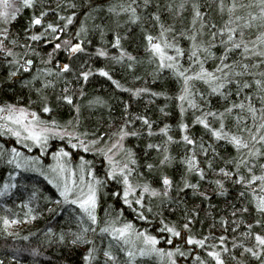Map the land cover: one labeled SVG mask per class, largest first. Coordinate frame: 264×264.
Here are the masks:
<instances>
[{
  "label": "trees",
  "instance_id": "16d2710c",
  "mask_svg": "<svg viewBox=\"0 0 264 264\" xmlns=\"http://www.w3.org/2000/svg\"><path fill=\"white\" fill-rule=\"evenodd\" d=\"M11 2L19 6V0H11ZM122 2L124 0H36L34 8L19 9L17 17L8 25L9 36L0 38V45H2L0 47V105L6 103L23 105L35 111L43 120H55L56 125L49 124L51 127H60L68 132L77 133L74 139L70 138L69 141L66 137H50L43 150L34 146L30 147L28 144L26 147L25 142H21L10 133H0V151L6 152L10 156L11 149L16 148L22 154L21 162L24 157L34 158L28 162L34 167L23 168H16L14 163H8L7 156L4 157V160H0V187L4 182L11 185L7 191L0 194V264H80L84 245L61 242L57 235L70 228L74 231L77 229L78 206L72 205L70 202L57 205L56 200L62 198L59 197L55 185L49 183L47 176L41 173L56 158L53 153L64 148L69 153L65 157L66 160L72 162L77 168L76 170L81 172V166H83L85 172L91 168L95 175L105 176L109 161L105 159L101 149H107L111 143L117 140H120L125 147H120L114 160L122 162L126 156L127 148L132 149L137 159V164L130 165L135 169L131 176L133 184L147 180L153 187L161 188L159 176L162 174L169 175L173 181L172 187L169 188L168 198L145 194L142 205L124 204L119 195L122 193V185L117 180L108 179L100 189L97 215L101 227L112 217L119 216L121 222L131 221L137 230L144 229L157 236L156 247L164 249V256L155 252L146 256H137L134 264H168L167 250L177 246L180 247L181 252L186 253L183 256L179 253L174 254L178 264H199L197 256L199 259H203L205 264H215V261L204 251L205 248L210 249L214 243L217 250L228 249V252L222 253L226 264H238L234 257L244 260L245 264H260V260L264 259V256L252 257L243 252L241 245L236 244L237 240L249 246L254 244L253 236L243 235L245 231L249 230L247 224H252L250 231L253 233L264 234V227L253 223L254 219L260 218L258 213L239 210L246 206L245 202L250 199L251 193L245 192L243 198H238L241 186L208 169L205 153L199 150L198 145L200 140H203L205 145H210L206 155L213 158V168L231 167V165H225L224 160L236 157L238 153L223 139L214 140L211 133L204 130L202 125L193 124L194 111L191 107L186 108L183 114L180 112V101L176 98L179 90L176 77L169 69L155 71L158 64L147 58L150 53L145 50L142 28L148 29L155 35L159 31L158 26L148 20L144 10L139 7L137 12L141 19L137 22H132L126 12L108 11L109 5H114L118 9ZM169 2L178 3L179 0H159V3L164 6L161 16L166 26L171 24L176 31L188 28L191 0H188L185 10L179 17L173 16L172 12L167 10ZM199 2L203 5L201 10L207 13L206 18L210 22L220 26L228 19L226 9L224 12L219 11L218 0H199ZM229 2L231 0H225V3ZM238 2L244 3L245 0H238ZM140 3L142 0H137V4ZM155 3L156 0H153L151 10H156ZM93 5H100V7L90 12ZM44 9L48 10L43 18L44 23L33 25L28 29V34H25L24 29L28 28L29 17ZM73 12L76 15L67 25L64 24L63 19L58 18ZM85 13H89V15L86 16ZM237 14L240 12L238 11ZM82 22L86 26V34L78 37L76 30L80 28ZM46 23L59 25L57 30L61 32V36L56 38V42L63 43L64 38H67L71 42L80 43L84 51L78 50L69 56L63 49L56 50L51 30L45 27ZM100 24L104 25L103 36H101L100 30L95 27ZM256 31L255 28L246 29V32L253 35ZM32 32H41V39L32 40ZM116 34L121 36L122 46L136 58L134 61L128 60L127 57L120 61L114 59L120 55V49L111 43ZM173 36H175V32L171 33L168 39H172ZM14 37L17 40L15 44L10 42ZM207 37L206 26L204 36L199 38L207 40ZM176 39L182 47L187 49L188 40L183 37H176ZM45 41L48 42L45 43ZM4 48L12 49V54L6 55ZM97 48H103L107 55L100 56ZM212 51L216 56L205 62V66L210 69H214L216 63L219 62L216 57L223 52V46L216 43L213 45ZM49 52H52L51 59L48 57ZM18 58L32 60L33 63L27 69L17 68V65L12 62ZM233 58L235 57H229V59ZM69 60L73 63L72 69L57 75L59 72L57 61L68 62ZM181 62L187 64V54L181 58ZM129 63L133 64L132 68H128ZM45 68L53 71L45 73L43 71ZM97 68L107 70L112 79L97 72ZM10 70L16 73V76L11 80L6 79ZM81 71L89 72V76L86 79L80 77ZM34 75H37L36 80L31 79ZM25 79L30 81L29 85L22 83ZM44 79L52 80L54 83L41 87ZM245 79H249V77L246 76ZM113 80L119 82L121 87H117ZM66 85L69 93L74 97L72 105L67 102L58 103L56 100V97L64 92ZM198 87L205 92V95L211 97L209 111L212 108L221 109L222 106H226L224 100L218 95L207 91L206 85L200 83ZM253 87H255L254 84L246 91L252 92ZM37 89L40 91L37 92ZM135 89H150L151 91L133 96L129 90ZM152 92H164L167 95L153 96ZM45 96L50 102L49 113L42 111L41 99ZM252 98L259 111V101L256 99L255 93ZM197 99L200 104L207 105L209 103L204 99ZM233 100H235L234 93L229 97L230 102ZM125 102L128 104L127 109H125ZM73 105H78L79 110ZM6 111L5 109L4 113H0V123H3L2 117ZM125 111L128 113L127 116H125ZM237 112L244 115L240 109H235L233 115L226 120L230 126L233 124L234 115ZM133 113L137 115L134 117ZM199 114V111L195 112V115ZM139 115H145L151 121L154 130L151 137L147 132L142 131L146 126L138 119ZM181 119L189 125L188 133L197 138L195 152L201 167L206 170L204 178L194 172L188 176L190 184L199 185V192H194L190 186L178 187L185 167L176 155L178 149L179 156L185 155L182 142L178 141L180 136L178 124ZM126 120L132 122L126 124ZM209 122L213 126H218V118L210 119ZM166 124L169 126V134L177 138V142L169 144V150L175 159L171 165L165 166L162 170L151 171L145 166V161L158 163L154 159L156 150H149L146 145L149 139L153 144L165 139V136L156 132L155 129ZM245 124L251 126V118L242 121L241 126ZM121 125L125 126L126 131H137L140 135L119 137L118 132ZM230 130L235 131V128H230ZM93 140L96 143L89 144V141ZM74 141L89 144V150L73 147L70 143ZM189 147L191 146L189 145ZM212 147H216L217 152L220 153L219 156H214ZM93 148L97 151L91 150ZM255 171L259 175L258 167L255 168ZM13 172L16 173L15 176L12 175ZM85 179L87 180V176ZM216 179L223 181L224 191H219V186L214 183ZM253 183L255 186L259 181ZM256 191L259 192V189ZM113 192H117L118 195H112ZM201 192L207 193V195L201 196L199 194ZM138 194L137 190L136 195ZM149 206H151V211L148 210ZM137 207L143 211L147 219H140L135 211ZM49 208L53 210L50 211ZM37 213L39 214L37 215ZM26 215L29 217L28 220L25 219ZM188 216H192L193 219L188 220ZM3 217L9 218V220L16 219L19 226L15 232L9 233L5 230L2 224ZM162 220L164 224L175 226L182 235L173 236L167 233L161 223ZM185 223L189 224V229L183 228ZM237 225L239 226L237 227ZM48 228L53 230L52 233L47 232ZM189 234L196 235L198 238L207 237L206 243L199 246L188 244L186 237ZM222 235L226 237L224 242L216 243ZM25 236L28 238L24 239ZM88 236L93 238L94 243L98 246H107L111 241V238L107 234L101 233L98 227L90 230ZM232 237H235V240ZM112 247L120 258V264H124L126 257L119 250V244L113 242ZM33 248L37 249L36 253L31 251ZM99 251L102 257V248Z\"/></svg>",
  "mask_w": 264,
  "mask_h": 264
},
{
  "label": "snow or ice",
  "instance_id": "6c2138e0",
  "mask_svg": "<svg viewBox=\"0 0 264 264\" xmlns=\"http://www.w3.org/2000/svg\"><path fill=\"white\" fill-rule=\"evenodd\" d=\"M35 3L36 0H19L18 6L16 3L11 2V0H0V24L5 25L3 30H0V37L7 38L9 36L10 28L8 25L17 17L20 8H34ZM187 4L188 0H179L178 3L169 2L167 3V10L171 11L173 16L179 17L185 10ZM98 7H100V5H93L89 11H95ZM138 7L142 8L148 20L153 21L159 28V31H157L155 35L148 31V29L142 28L145 50L150 53L147 58L158 64L155 71L160 72L162 69H169L172 75L176 77V81L179 85L176 98L180 101V112L183 114L186 108L191 107L194 111L193 124L198 123L202 125L204 130L211 133L214 140L223 139L226 144L233 146L238 153V156L229 157L224 160V164L231 165V167L220 166L213 168V158L206 155L210 145H205L203 140H200L198 147L201 152L205 153V161L207 162L208 169L222 175L225 179H231L234 184L240 185L241 191L238 193V198H243L245 192L251 193L250 199L245 202L246 206L239 210L241 212L251 213L255 211L258 213L260 218L254 219L253 223L264 227V150H262L264 149V0H245L244 3L238 2V0H231L229 3H225V0H218L217 7L219 11L224 12L226 9L228 16V19L220 26H217L214 22H210L206 18L207 13L201 10L203 5L199 0H191L190 24L188 28H184L181 31H176L171 24L166 26L161 16V11H163L164 6L159 3V0H156L155 3L156 10H151L153 8V0H142L140 4H137V0H124L118 9L114 5H109L108 11L113 13L126 12L129 14V19L132 22H137L141 19L137 12ZM47 11V9H44L38 14L33 13L29 17L28 28L24 29L25 34H28V29L33 25H41L44 23L43 18ZM238 11L240 14H237ZM75 15L76 14L73 12L67 16L58 18L63 19L64 24L67 25L72 21ZM85 15L87 16L89 13H85ZM206 26L208 29V37L207 40H204L199 37L204 36ZM45 27L51 30L56 50L63 49L69 56L78 50L84 51L80 43L71 42L67 38H64L63 43L56 42V38L61 36V32L57 30L59 25L46 23ZM95 27L100 30L101 36H103L104 25L100 24ZM251 28L257 29L254 35L246 32V29ZM173 32H175V36H173L172 39H168V36ZM85 34L86 26L82 22L80 28L76 30V35L80 37ZM41 36V32L31 33L32 40H40ZM176 37H183L189 41L187 49L182 47ZM217 37H219V39H217ZM10 42L15 44L17 40L14 37ZM47 42L48 41H45V43ZM111 43L120 49V55L114 57L117 61L123 60L125 57L130 61L136 59L122 46L121 36L119 34L114 36ZM216 43L223 46V52L216 57L219 61L216 63V67L210 69L205 66V62L207 59L216 56L212 51L213 45ZM0 47H2V45H0ZM3 50L6 55L12 54V49L10 48H4ZM97 52L100 56L107 55L103 48H97ZM185 54H187L186 65L181 62V58L184 57ZM232 56L235 58L229 59V57ZM48 57L49 59L52 58V52L48 53ZM12 63L16 64L17 68L23 67L27 69L33 61L18 58ZM45 63H47V61H45ZM57 64L59 65V72L57 75L73 67L71 60L68 62L57 61ZM127 66L128 68H132L133 64L129 63ZM43 71L49 73L53 70L45 68ZM96 71L112 79L109 72L104 68H97ZM37 75H39V73H37ZM37 75H34L31 79L36 80ZM15 76L16 73L10 70L6 79L11 80ZM79 76L86 79L89 76V72L81 71ZM246 76L249 77V79H245ZM22 83L24 85H29L30 81L25 79ZM53 83L54 81L52 80L44 79L41 87ZM113 83H115L117 87H121L119 82L113 80ZM200 83L207 86V91L209 93L216 94L223 99L226 106H222L221 109L212 108L211 111H209L211 97L205 95V92L198 87ZM253 84L255 87L252 88V92L246 91V89ZM36 91L39 92L40 89ZM129 91L132 92L133 96H136L142 92H150L151 90L135 89ZM233 93L235 100L230 102L229 97ZM253 93H255V97L259 101V111L257 110L256 102L252 98ZM152 95H167V93L152 92ZM197 98L204 99L209 103L207 105L200 104ZM56 100L58 103L67 102L70 105L73 104L74 97L69 93L67 85L65 86L64 92L56 97ZM237 100L239 101L238 103L235 102ZM41 104L42 111L44 113H49L51 110L50 102L46 96L41 99ZM73 106L79 110L78 105ZM127 107L128 104L125 102V109H127ZM5 109L7 111L3 117L4 122L0 123V133H11V135L16 136L18 139L21 137L22 133H26L24 139L39 144L42 150L47 142L49 134L60 135L64 132L60 127L48 126L49 124L56 125L55 120H43L35 111L23 105L11 103L0 105V113H4ZM235 109H240L244 115L237 112L234 115L233 124L230 126L226 123V120L233 115ZM161 110L163 111V109ZM197 111H199V115H195ZM127 115L128 113L125 111V116ZM132 115L135 117L137 114L133 113ZM217 118L218 126H213L209 120H216ZM249 118H251V126L248 124L241 126L242 121L248 120ZM138 119L146 126L142 131L147 132L148 136L151 137L154 133L151 121L145 115H139ZM131 122V120L125 121L126 124ZM178 128L180 130L178 141L182 142V147L185 152V155L179 156L178 149L176 154L181 163L185 166L178 187L190 186L194 192H199V185L190 184L188 180V176L193 172L199 174L201 178H204L206 175V170L201 167L195 152L197 148V138L188 133L187 129L189 125L184 122L183 119L179 122ZM230 128H235V131L230 130ZM168 129L169 126L167 124L155 129L156 132L163 134L165 139L155 144L149 139L146 145L147 149L156 150L154 159L158 161V163L145 161V166L151 171H160L165 166L171 165L175 159L169 150V144L177 142V138L170 135ZM71 135L75 136L77 133L72 132ZM118 135L123 138L129 135L139 136L140 133L137 131L128 132L125 130V126L121 125ZM95 143V140L89 141V144ZM117 145H120L121 148L125 147L120 140H117L112 144V148H116ZM189 145L191 147H189ZM25 146L27 147V144ZM72 146L84 148L86 151L89 150L88 144L77 142L73 143ZM112 148L101 149L104 152L105 159L109 161V167L106 170L105 176L95 175L91 168H88L85 172V169L81 166L82 174L79 177V183L71 182L70 178L65 176V169L68 168V165L59 160L60 157H67L69 155L64 148H60L53 153V156L58 158L57 163L55 165H49V168L53 169L58 176L63 178L62 181H58L52 177H47L49 183L55 185L59 197L62 198L56 200V204H67L70 202L72 205L78 206L79 209L76 214L77 229L74 231L70 228L57 235L61 242H67L71 245H84L80 264H120V258L112 247L113 242L119 244V250L124 253L126 257L124 264H134V260L137 256H146L153 252L161 256L165 255L164 249L156 247L158 237L148 233L144 229L137 230L131 221L121 222L119 216H116L106 221L104 226H100L97 215L98 195L103 184L108 179L117 180L122 185V193H119V195L120 198L123 199V203L127 205L133 203L135 205H142L145 194L168 198L169 188L172 187L173 183L169 175L162 174L159 176V181L162 184L161 188L153 187L147 180L142 183L133 184L131 176L135 169L130 167V165L137 164L135 154L131 148H127L126 156L123 161H117L112 159L109 155ZM91 150L97 151L95 148ZM212 152L214 156L220 155L216 147H212ZM21 155L22 154L16 148H12L10 156H8L6 152L0 151V160H4V157L7 156V162L14 163L17 168L34 167V165L28 163L34 159L33 157H24L23 162H21ZM257 157H259V159H257ZM256 167L260 170L259 175H257L255 171ZM41 174L46 175L45 173ZM12 175L15 176L16 173L13 172ZM85 176H87V180ZM255 181H259V183L254 186L253 182ZM214 183L219 186V191H224V183L222 180L216 179ZM10 187L11 185L5 184L3 188H0V194H3ZM256 189H259V192H257ZM137 190L139 192L138 195H136ZM199 194L201 196L207 195V193L204 192ZM33 195H35V193H33ZM112 195L116 196L118 193L113 192ZM49 210L52 211L53 209L49 208ZM148 210H152L151 206H149ZM135 211L140 219H147L139 207H137ZM38 214L39 213H37V215ZM28 218V215H26L25 219ZM187 219L192 220L193 217L188 216ZM221 219L224 218L221 217ZM3 223L5 225V230H7V226L11 223H15V220H9V218L4 217ZM161 223L167 233L173 236L182 235L175 226L164 224L163 220ZM238 226L239 225H237V227ZM97 227L101 233H105L111 238L109 245L98 246L94 243L93 238L88 236V232ZM189 227L188 223L183 225L184 229H189ZM247 229L249 230L245 231L243 235L253 236L254 244L249 246L239 240L236 241V244L241 245L243 247V252L250 254L252 257L264 256V234L250 231L252 229V224H247ZM52 231L51 228L47 229L48 233H52ZM27 238V236L24 237V239ZM206 239L207 237L198 238L193 234H189L186 237L188 244L197 246L204 245ZM225 239L226 237L222 235L216 243H223ZM232 239L235 240V237H232ZM101 248L102 257L99 251ZM31 251L36 253L37 249L33 248ZM204 251L215 261V264H226L222 253L228 252L227 248L217 250L216 244L214 243L210 246V249L205 248ZM175 253H179L181 256L186 254L181 252L179 246L169 248L166 253L168 264H178V260L174 258ZM229 255H231V253H229ZM196 258L199 264H205L203 259H199L198 256ZM234 258L237 260L238 264H245L244 260L239 257ZM12 259H15V257H12ZM260 264H264V259L260 260Z\"/></svg>",
  "mask_w": 264,
  "mask_h": 264
},
{
  "label": "rangeland",
  "instance_id": "374dc122",
  "mask_svg": "<svg viewBox=\"0 0 264 264\" xmlns=\"http://www.w3.org/2000/svg\"><path fill=\"white\" fill-rule=\"evenodd\" d=\"M4 27H5V25L0 24V30H3ZM0 38H2V37H0ZM5 114H6V113H5ZM5 114H4V115H5ZM4 115H3V117H4ZM3 117H2V118H3ZM2 122H4V120H3ZM48 126L51 127L50 125H48ZM10 134H11V133H10ZM12 136H13V137H16V136H14V135H12ZM25 136H26V133H22V135H21V137L19 138V140H20L21 142H25V143L28 144L30 147H33V146H34V147H37V148H41V146H40L39 144H36V143H34V142L30 141V140H25V139H24ZM54 136H57V137H59V138H60V137H66V138L68 139V141L70 140V138H71V139H74V136L71 135V132H68V131H66V130H64V132H63L62 134H60V135H52V134H49L48 139H49L50 137H54ZM48 139H47V141H48ZM46 143H47V142H46ZM73 143H77V141H74V142H72V143H70V144L72 145ZM114 143H115V142H114ZM114 143H111V144L108 146L107 149L112 148V144H114ZM88 145H89V144H88ZM119 149H120V145H117L116 148H112V151L109 152V155L111 156L112 159H114V157L118 154ZM57 159H58V158L56 157V158L52 161V163H51L50 165H55V164L57 163ZM59 160H61L63 163H65V164L68 165V168L65 169V176H66V177H69L70 180H71V182H73V183H79V177H80V175H81L82 173H81L80 171L76 170L77 168L74 167L73 163L67 161L65 157L62 156V157L59 158ZM16 168H17V167H16ZM43 170H44L43 173H45L47 177H52V178H54V179H57L58 181H62V180H63V178L60 177V176H58V175L53 171V169L49 168V166H48V167H45ZM5 184H8V182H4V183H2V184H1L2 187H0V188H3V186H4ZM3 218H4V217H3ZM3 218H2V220H3ZM26 220H28V219H26ZM2 224H3V226L5 227L3 221H2ZM18 226H19V223L16 222V219H15V223H11V224H9V225L7 226V231H8L9 233L15 232ZM138 243H139V242H138Z\"/></svg>",
  "mask_w": 264,
  "mask_h": 264
}]
</instances>
